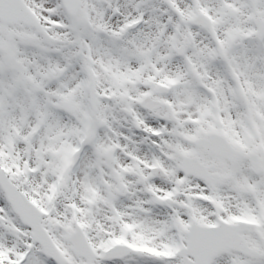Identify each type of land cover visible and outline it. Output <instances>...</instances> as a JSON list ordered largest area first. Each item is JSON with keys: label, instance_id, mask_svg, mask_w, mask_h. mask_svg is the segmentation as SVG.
Returning a JSON list of instances; mask_svg holds the SVG:
<instances>
[{"label": "snow or ice", "instance_id": "1", "mask_svg": "<svg viewBox=\"0 0 264 264\" xmlns=\"http://www.w3.org/2000/svg\"><path fill=\"white\" fill-rule=\"evenodd\" d=\"M0 264H264V0H0Z\"/></svg>", "mask_w": 264, "mask_h": 264}]
</instances>
